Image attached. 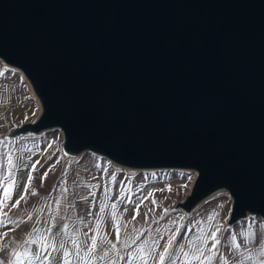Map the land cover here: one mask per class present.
I'll return each mask as SVG.
<instances>
[{"label": "water", "instance_id": "1", "mask_svg": "<svg viewBox=\"0 0 264 264\" xmlns=\"http://www.w3.org/2000/svg\"><path fill=\"white\" fill-rule=\"evenodd\" d=\"M0 58L64 148L196 169L190 210L225 186L264 220V0H0Z\"/></svg>", "mask_w": 264, "mask_h": 264}, {"label": "snow or ice", "instance_id": "2", "mask_svg": "<svg viewBox=\"0 0 264 264\" xmlns=\"http://www.w3.org/2000/svg\"><path fill=\"white\" fill-rule=\"evenodd\" d=\"M24 119H28L27 114ZM13 143L15 142L9 140L7 136L0 139V149H3L0 151V188H3V197L0 199V225L5 221L13 225L10 231L26 222H31L32 227L19 240L9 236L8 232L0 234V253H4V256L0 257V264H214L217 259L219 264H264V222L256 225L260 229L261 240L258 246L253 247H249L255 242L256 234L253 231L241 229L239 236L244 241L242 246L230 225L225 228L216 221V217L219 216L216 211L204 220H191L186 224V216L178 215L167 219L161 225L160 221L165 220L174 210L164 208L162 213L156 216L155 210L150 209L154 217L150 222L149 212L143 214V223L147 227L133 225L136 216L140 215L138 211L140 205L153 196V191H149L143 199L137 197L131 200L124 188H121L113 200L111 188L106 187L98 201L99 211L88 212L91 220H85L83 217L74 218L67 214L73 209V205L67 203V188H62L57 197H51V193L47 197H40L32 183L33 173L39 171L38 164L40 168H44V164L39 160L29 163L32 161L31 156L26 159L23 155L17 156L12 148ZM19 151L23 153L27 150ZM51 159L52 156L49 155L48 160ZM56 163H59V160ZM53 168L55 164L49 165L43 172L40 177L41 187L44 186V180ZM24 170H27L26 180L19 175ZM64 171L66 173L67 168ZM116 172H119V169L112 173L110 183L116 182ZM152 175L155 176L156 173ZM180 176L184 177L187 183L192 181L190 174L181 172ZM128 180L130 183L131 178ZM119 183L123 185L124 182ZM187 183L180 185V188L186 189ZM165 190L171 191V185L155 191ZM136 191H140V186ZM14 194L18 198L9 207L7 202L13 199ZM89 195L95 197V192L90 191ZM28 196L39 197L41 202L18 209L22 202L27 204ZM81 199L87 200L88 197L83 196ZM129 202L137 209L136 215L131 220L122 222L121 218L128 208L125 207L124 212L118 213V205ZM152 204H157V201L153 199ZM219 207L223 208L224 205L221 204ZM4 208H9V211L3 212ZM15 209H18L19 214L10 215L9 213ZM231 215L232 211L229 209V219ZM130 225L132 227L129 230ZM82 228L87 231H82ZM105 228L108 230L105 231ZM182 230H184L182 238L178 240ZM113 231L115 240L110 239ZM222 232H231L223 244L222 236L218 235ZM5 237H8L7 241L4 240ZM225 246L232 254L231 261L221 252V247Z\"/></svg>", "mask_w": 264, "mask_h": 264}, {"label": "crops", "instance_id": "3", "mask_svg": "<svg viewBox=\"0 0 264 264\" xmlns=\"http://www.w3.org/2000/svg\"><path fill=\"white\" fill-rule=\"evenodd\" d=\"M27 97V99H26ZM41 107L31 94L27 81L23 75L12 70L5 65L0 66V139L5 136L9 140L14 141L12 148L16 152V155H23L25 159L28 156L32 157V161L29 163L39 160L41 164H44V168H40L38 172H34L33 185L37 188L40 197H47L51 193V197H57L60 194L62 188H67V203L73 205V209H70L67 213L72 217H83L85 220H91L92 217L88 216V212L92 211L96 213L99 211L98 201L102 198V194L106 187L111 188L112 199L119 194L121 188H124L126 194L131 200H135L137 197L143 199L149 191H153V196L144 200L143 204L140 205L138 211L140 215L136 216V220L133 221V225L137 227H147L143 223V214L149 212V222L153 219V214L150 209L155 210V215L159 216L164 208L174 210L170 212V215L165 220L160 221L163 225L167 219L177 217L178 215H185L187 224L191 220H204L213 211L219 213L216 217V221H219L225 228L231 226L232 232H235L238 236V243L242 246L244 241L240 238L239 234L241 229L251 230L255 235V242L249 247L258 246L261 240L259 235L260 229L256 227L259 222H264L261 217H253L246 215L245 217L238 218L234 222H229L228 212L232 210L233 199L231 195L227 193H216L209 194L200 199L190 210H185L180 206L185 201L187 196L191 193L192 187L195 182L196 175H191L192 181L187 183L184 178L179 177H139L133 175H121L116 176V182L110 183L112 174L108 171L105 172V167H97L98 164H94L92 159L88 155L83 154L84 151L70 152L64 148V137L60 134L59 139H53L46 135L49 130L42 129L39 131L26 130L21 131L20 129L26 124H32L38 120L43 112V106L40 101ZM33 111L35 115H33ZM25 114L28 119L25 120ZM37 115V116H36ZM49 145H51L49 147ZM19 149H26L21 153ZM3 149H0L2 151ZM51 155L52 159L48 160V156ZM59 160V163L56 161ZM55 164V168L49 171L47 178L44 180V186H40V177L43 172L48 169L49 165ZM65 168L67 172L65 173ZM26 180L27 170L19 173ZM131 178L129 183L128 178ZM123 181V185L119 182ZM63 182V183H62ZM187 183L186 189H181L180 185ZM192 184V185H191ZM95 185L96 187L90 188L89 186ZM168 185H171V191H155L157 189H166ZM140 186V191H136V188ZM131 190L130 192L128 190ZM12 191L11 188H9ZM95 192V197L89 195V192ZM87 196V200H82L81 197ZM3 197V188H0V199ZM18 197L13 195V199L8 203L9 207L11 203H14ZM51 199V198H50ZM155 199L157 204H152V200ZM27 204L21 203L19 208H28L39 201V197H27ZM111 201H109L110 205ZM223 204L224 207L220 208L219 205ZM127 207L128 211L124 213L121 218L123 221L131 220L136 215L137 209L132 203H121L118 205V213L124 212V208ZM18 209L12 210L10 215H18ZM9 208H4L3 212H8ZM108 210L106 209V212ZM215 223V221H213ZM251 225V228L249 226ZM156 227V225H152ZM32 227L31 222L20 224L19 227L15 228L14 231H10L13 225L4 224L0 225V234L8 232L9 236L15 237L17 240L21 239L24 234ZM132 225L129 226V230ZM105 231L108 229L105 228ZM82 231H87L83 229ZM178 237V240L182 238ZM222 236V244L231 235V232H222L218 234ZM110 239L115 240V232H112ZM5 241L8 237L4 238ZM211 242L209 243V246ZM220 247V246H218ZM221 252L231 261L232 254L228 247H221ZM4 256V253H0V257ZM214 264H219V261H214Z\"/></svg>", "mask_w": 264, "mask_h": 264}, {"label": "rangeland", "instance_id": "4", "mask_svg": "<svg viewBox=\"0 0 264 264\" xmlns=\"http://www.w3.org/2000/svg\"><path fill=\"white\" fill-rule=\"evenodd\" d=\"M3 62L0 59V66H3ZM13 70V69H12ZM46 135L53 138V139H59L60 138V132L58 129H49L46 132ZM83 154L88 155V157H90V159H92V161L94 162V164H98L100 167H105V169H107V171L109 172V174H112L113 172H115L117 169H119V172H116V176H121V175H133V176H139V177H179V178H184L180 176V173H186V174H190L192 175L193 172L192 171H176V170H162V171H125V169H123V165H120L118 163H116L113 159L104 156L98 152H94L92 150H86L83 152ZM120 167V168H119ZM123 170V171H122ZM152 173H156L155 176L152 175ZM250 216L253 217H258L257 215H251L248 214Z\"/></svg>", "mask_w": 264, "mask_h": 264}, {"label": "bare ground", "instance_id": "5", "mask_svg": "<svg viewBox=\"0 0 264 264\" xmlns=\"http://www.w3.org/2000/svg\"><path fill=\"white\" fill-rule=\"evenodd\" d=\"M3 62V64L10 68V69H13V70H16L18 72H20L23 77L25 78V80L27 81V84L29 86V89L31 91V94L34 95V97L36 98L38 104H39V107H41V104H40V97L39 95L36 93V91L34 90L33 88V85L30 81V79L27 77V75L24 73V71L18 67V66H15V65H12V64H9L7 62H5L2 58H0ZM37 116V115H36ZM49 129H58L60 134L64 137V133H63V129L62 127L60 126H54L52 128H49ZM103 155V154H102ZM115 161V160H114ZM116 163L120 164V165H123V169H125V171H162V170H176V171H192L194 175L197 174V171L196 169H192V168H177V167H137V166H131V165H127V164H123V163H120V162H117L115 161ZM120 168V167H119ZM123 171V170H122ZM192 174V175H193ZM192 185V184H191ZM216 193H227L228 195H230L228 189L225 187V186H220L218 188H216L215 190H213L211 194H216ZM209 195V194H208ZM251 215H254V214H251Z\"/></svg>", "mask_w": 264, "mask_h": 264}]
</instances>
